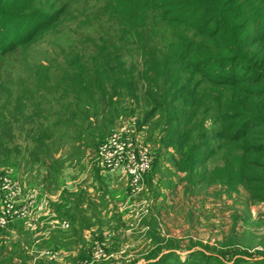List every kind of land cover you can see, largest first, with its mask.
Returning a JSON list of instances; mask_svg holds the SVG:
<instances>
[{
	"label": "rangeland",
	"instance_id": "374dc122",
	"mask_svg": "<svg viewBox=\"0 0 264 264\" xmlns=\"http://www.w3.org/2000/svg\"><path fill=\"white\" fill-rule=\"evenodd\" d=\"M67 1H73L69 11L72 14L67 16L72 18H66V21L52 28L40 30L33 39L25 38L23 44L13 50H8L9 43L0 44V106L7 112V118L0 125V174L8 173L25 183H28L25 177L29 176L30 188L33 189L44 175L31 157L37 146H45L44 153L52 157L55 167H60L59 179L52 180L48 186H59L62 178L71 177L72 182L78 180L77 172L86 174L84 167L92 166L96 159L99 161L100 143L117 125L124 124L131 125L135 139L149 148L151 165L142 177L141 193L128 190L126 195H120L110 205L100 201L97 207L101 209L89 202L82 203L84 200L80 198V191H76L78 195H71L70 192L76 190L77 186L70 187V192L63 186L61 194H65L69 209L57 208L59 214L69 220V227L61 240L65 243L71 239L72 231L76 228L78 230L74 233L80 235V227L88 225L94 229V236L85 245H90L89 257L85 258L84 254L82 258L74 260L78 253H55L46 240L43 242L45 250L39 255L34 252L32 259L25 253L22 264L33 261L34 264H141L159 258L174 246L178 248L173 250L176 249L182 259L187 254L197 255L198 251H203L215 258L225 259L228 264L235 261V264H240V259L252 264H264V202L249 198L246 189L238 182L239 171L228 165L235 164L238 158L239 152L235 145L220 140L218 146L214 147L215 153L209 154L210 147L204 146L203 139L207 135L208 144L214 146L216 138L213 139V122L205 126L198 153L199 159L206 157L205 163L196 165L191 183L190 180L180 179L183 172H176L175 149H166L159 143V132L154 128L158 112L155 110L143 119L151 104L145 103L142 90L139 89L137 93L139 102L129 97L123 99L115 124L113 121L107 126V108L94 85V103L89 107V119L94 128L90 131L98 135L102 132V135L91 138L86 126L80 148L74 147L75 142L70 134L72 130L63 129L61 123L68 120L77 107L85 108L86 105L82 98L84 94L80 96L81 90L75 84L69 62L83 56L81 63L88 64L87 57L94 53V45L103 40L111 47H120L126 65L131 62L139 65L141 58L134 51L132 37L122 43L118 39L120 31L116 23L107 21L106 16L100 13L102 0H39L35 8L43 12L42 15L30 13L27 18L17 19V23L12 24L18 31L14 38L28 35L38 21L47 18L44 13L52 15L56 7ZM75 70L79 73L80 67ZM80 121L77 118L76 122ZM42 133H46L49 139L43 138L44 142L40 144L36 138L41 140ZM100 171L107 174L105 169ZM101 172L99 175L104 177ZM224 172L228 179L232 176L235 180L220 183V175ZM52 189V192L58 191V187ZM46 192L47 199L50 193L49 190ZM40 201L42 198H38L35 203L39 204ZM1 204L0 199V207ZM92 208L94 213V209L108 213L106 220H102L109 227L105 229H109L105 233L106 241L99 240L100 234L95 233L101 230L103 222L90 214ZM76 210L78 213L83 210L85 214L77 215ZM45 212L42 209L35 216L36 220L40 218L39 224L47 218L40 217ZM29 216L27 214L26 217ZM16 254L22 257L18 251ZM57 259L60 262L55 261Z\"/></svg>",
	"mask_w": 264,
	"mask_h": 264
},
{
	"label": "trees",
	"instance_id": "16d2710c",
	"mask_svg": "<svg viewBox=\"0 0 264 264\" xmlns=\"http://www.w3.org/2000/svg\"><path fill=\"white\" fill-rule=\"evenodd\" d=\"M38 1L0 0V44L9 43L8 50L23 44L25 38H34L40 30L72 18L67 16L72 14L69 11L73 1L63 2L52 15L44 13L47 18L38 21L28 35L14 38L18 31L12 24L17 19L27 18L30 13L42 15L35 8ZM99 10L107 21L116 23L122 43L132 37L141 62L126 65L120 47H111L104 40L94 45V53L87 57L88 64L81 63L83 56L69 62L86 105L77 107L61 123L63 129L72 130L74 147L80 148L86 126L91 138L102 135L90 131L94 128L89 119V107L94 103L92 86L96 85L105 102L107 126L118 117L123 99L137 101L140 89L145 103L151 104L143 119L155 110L158 112L154 128L159 132L162 147L175 149L176 172L184 173L180 179L190 180L196 165L205 163L206 157L199 159L198 153L205 126L213 122L214 146L208 144L207 135L203 139L204 146L210 147L209 154L215 153L214 147L220 140L235 145L238 158L235 164L228 165L239 171L238 182L249 198L264 202V0H102ZM79 67L78 73L75 68ZM6 118L7 112L1 105L0 125ZM41 135V140L36 141L43 144V138H49L46 133ZM43 149L46 151L45 146H37L31 158L47 169L46 178L52 181V171L60 167L54 166L52 157ZM231 179L225 172L220 175L222 184ZM77 242L84 246L74 260L84 254L88 258L90 245L85 247L83 237ZM173 248L141 264H228L225 259L203 251L182 259ZM240 260V264H252Z\"/></svg>",
	"mask_w": 264,
	"mask_h": 264
},
{
	"label": "crops",
	"instance_id": "0c3cea01",
	"mask_svg": "<svg viewBox=\"0 0 264 264\" xmlns=\"http://www.w3.org/2000/svg\"><path fill=\"white\" fill-rule=\"evenodd\" d=\"M85 168L86 174L83 173V171L77 172V175L79 178L78 180H74L72 182L71 177L62 178V183L58 185L48 186V184H51V180L46 178L47 169L41 168L40 171L42 172V175H44V178L39 179L41 182L34 185L33 189L30 188V177H25L28 179V183L23 182L24 190L26 192L33 191L36 195V200L39 198L46 197V190H49L48 193H50V196L48 195V198L45 200L44 204V211L45 212L43 216H46L44 221L41 222V224L38 223L39 219L36 220L35 216L40 212L33 213L29 217H22V218H16L10 221L5 227L0 229V264H22L23 255L29 254L30 258L32 259L33 253L36 252L38 255L42 250H45L44 247V241H48L47 244H49L51 250L56 251L60 254H63V252L66 251L68 253L71 251L72 255H76L77 252L84 246L83 242H77V240L81 237L85 239V242H88L91 240L93 235V230L88 225L81 227L80 235L74 233V231H77L78 229H74L72 231L71 239H67L65 243L62 242L61 237H65L66 229L61 228L60 226H57L53 224V221H62V220H68L67 217H62L60 215V207L67 208L69 205V202L63 193V186L67 188L66 190H70L71 187H76V190L69 191L71 195H78L81 193L80 198L83 197V202L91 203L90 205H95L96 207L100 204V201H106L108 205L112 203V200L116 199L120 195H126L128 190H130V185L127 177L125 174L118 170H108L104 168L101 164V162H96L92 166L88 165ZM49 169V168H48ZM107 171V174H103L100 170ZM103 174L104 177H101L99 174L100 172ZM59 170H53L52 171V177H50L52 180L59 179L60 175H58ZM62 176V175H61ZM65 183V184H64ZM55 187V190L58 187V191L52 192V188ZM76 191H80L77 193ZM68 192V194H69ZM66 193V192H64ZM67 194V193H66ZM59 207V209L57 208ZM98 209H101L100 207H97ZM124 208H127L126 206ZM69 209V207L67 208ZM123 209V208H122ZM95 213L90 211L92 216H96L98 221H102L103 218L106 220L108 213L104 210H97L94 209ZM77 215L83 216L85 212L83 213V210L78 213L76 210ZM87 215V210H86ZM62 217V218H60ZM69 221V220H68ZM103 222V221H102ZM107 222L104 221L101 227V230L95 231V233H99L101 236L99 237V240L106 241L105 233L108 232L109 229L105 230L106 228H109L106 224ZM76 227V225H75ZM74 228V226L72 227ZM65 230V231H64ZM28 238V239H26ZM86 245V243H85ZM55 248V249H54ZM19 252L20 256H15L16 252ZM17 255V254H16ZM35 255V254H34ZM63 256V255H62ZM17 257V258H16ZM74 257V256H73ZM59 259L55 260L57 262ZM33 261V260H32ZM27 264H34V261L28 262Z\"/></svg>",
	"mask_w": 264,
	"mask_h": 264
},
{
	"label": "built area",
	"instance_id": "2783aa9c",
	"mask_svg": "<svg viewBox=\"0 0 264 264\" xmlns=\"http://www.w3.org/2000/svg\"><path fill=\"white\" fill-rule=\"evenodd\" d=\"M117 125L111 134L98 147L99 161L108 170H118L125 174L129 181L132 193H141L143 190V175L151 165L150 150L133 136L131 125ZM0 229L10 221L22 218L44 208L46 197L36 204V195L33 191L26 192L23 182L8 175L0 174ZM31 212V213H29ZM61 228L67 229V220L53 221Z\"/></svg>",
	"mask_w": 264,
	"mask_h": 264
}]
</instances>
